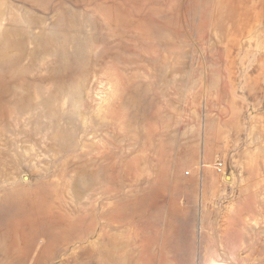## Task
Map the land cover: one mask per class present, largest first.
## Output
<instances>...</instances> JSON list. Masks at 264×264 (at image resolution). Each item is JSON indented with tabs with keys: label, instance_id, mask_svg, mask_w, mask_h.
<instances>
[{
	"label": "rangeland",
	"instance_id": "1",
	"mask_svg": "<svg viewBox=\"0 0 264 264\" xmlns=\"http://www.w3.org/2000/svg\"><path fill=\"white\" fill-rule=\"evenodd\" d=\"M217 260L264 264V0H0V264Z\"/></svg>",
	"mask_w": 264,
	"mask_h": 264
},
{
	"label": "bare ground",
	"instance_id": "2",
	"mask_svg": "<svg viewBox=\"0 0 264 264\" xmlns=\"http://www.w3.org/2000/svg\"><path fill=\"white\" fill-rule=\"evenodd\" d=\"M138 207V206H137ZM41 247V246H40ZM43 250L41 251V256H40V259L41 260H43L45 257H44V255H45V252H46V250H45V247H43L42 248ZM213 264H226L225 262H222L221 260H217V261H215Z\"/></svg>",
	"mask_w": 264,
	"mask_h": 264
},
{
	"label": "crops",
	"instance_id": "3",
	"mask_svg": "<svg viewBox=\"0 0 264 264\" xmlns=\"http://www.w3.org/2000/svg\"><path fill=\"white\" fill-rule=\"evenodd\" d=\"M194 248V245L193 246H191V247H189V248ZM165 248V251H168V249L166 248V247H164ZM200 248V250H199V252H210V250L208 249V250H205L203 247H199ZM202 248V249H201ZM187 252V251H186ZM188 252H194V250L192 249V250H188Z\"/></svg>",
	"mask_w": 264,
	"mask_h": 264
},
{
	"label": "built area",
	"instance_id": "4",
	"mask_svg": "<svg viewBox=\"0 0 264 264\" xmlns=\"http://www.w3.org/2000/svg\"><path fill=\"white\" fill-rule=\"evenodd\" d=\"M222 165H223V162H222V161H219V163H218V165H217V169H218L219 172H224V171H223V166H222Z\"/></svg>",
	"mask_w": 264,
	"mask_h": 264
}]
</instances>
